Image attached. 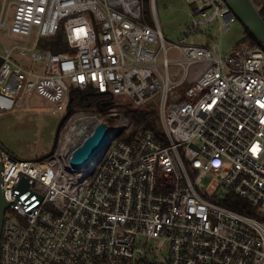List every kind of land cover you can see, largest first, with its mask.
<instances>
[{
    "label": "built area",
    "instance_id": "2783aa9c",
    "mask_svg": "<svg viewBox=\"0 0 264 264\" xmlns=\"http://www.w3.org/2000/svg\"><path fill=\"white\" fill-rule=\"evenodd\" d=\"M182 1L189 21L172 42L155 0H3L0 30L14 42L0 41V115L31 96L66 114L70 91L90 88L129 117L155 116L128 133L117 104L80 109L49 156L0 150V264H264V51L186 44L200 26L217 19L227 32L236 19L222 0ZM57 32L64 52L39 47ZM103 121L106 151L72 168ZM234 199L246 211L222 205Z\"/></svg>",
    "mask_w": 264,
    "mask_h": 264
},
{
    "label": "rangeland",
    "instance_id": "374dc122",
    "mask_svg": "<svg viewBox=\"0 0 264 264\" xmlns=\"http://www.w3.org/2000/svg\"><path fill=\"white\" fill-rule=\"evenodd\" d=\"M2 2L3 0H0V10ZM252 4L257 9H260L261 5H264V0H253ZM155 6L161 32L167 40L177 42L183 37L184 27L189 21L187 6L182 0H155ZM149 16L150 13H148L147 8V17ZM200 29L201 32L187 37L186 44L206 45L215 49V43H219V50L222 53L249 44V41L239 42V40L245 37L246 30L237 20H234L227 32H221V27L217 19L213 20L209 26H200ZM0 41L6 45L14 42V40H9L5 37L1 30ZM175 54L174 51H171L169 53V59H172ZM21 62L23 65H28L22 60ZM177 73L178 70L171 66V76L175 78ZM116 104L118 105L117 112L129 119V114L126 113L127 109L124 105L126 103L118 100V102H114V105ZM149 105L150 103L147 102L142 107L147 109ZM50 109L51 107L43 99L31 96L27 97L20 107L0 115V145L3 150L21 161L37 160L50 154L54 147L57 125L65 115L63 112L51 114ZM73 111L79 112L80 109ZM73 111H70L62 127L68 124L69 116L73 114ZM112 124H115V122H112ZM131 127L127 130L128 133ZM118 140L122 141L120 138ZM215 186L216 179L212 176H206L200 183V187L204 190L210 191Z\"/></svg>",
    "mask_w": 264,
    "mask_h": 264
},
{
    "label": "water",
    "instance_id": "95a60500",
    "mask_svg": "<svg viewBox=\"0 0 264 264\" xmlns=\"http://www.w3.org/2000/svg\"><path fill=\"white\" fill-rule=\"evenodd\" d=\"M234 18L241 23L244 29L251 35L256 41L258 46L264 51V21L259 15L257 9L250 2V0H222ZM71 100L67 107V113L61 118L57 125L55 142L60 128L63 126L66 118L70 114ZM120 132L115 134V137L119 136ZM112 129L108 126L107 122L103 121L97 123L81 144L74 149L71 153L69 164L74 169H81L94 162L95 157L100 154L101 156L106 151L109 142L111 141ZM54 142V144H55ZM0 150H3L0 145ZM48 154L47 156H49ZM45 156V157H47ZM1 166H0V236L3 223V217L5 210L8 208L2 196L1 190Z\"/></svg>",
    "mask_w": 264,
    "mask_h": 264
},
{
    "label": "trees",
    "instance_id": "16d2710c",
    "mask_svg": "<svg viewBox=\"0 0 264 264\" xmlns=\"http://www.w3.org/2000/svg\"><path fill=\"white\" fill-rule=\"evenodd\" d=\"M252 1L253 0H250L251 3ZM257 11L264 21V5H261L260 9H257ZM245 41H249V44L251 45H258L247 31L245 33V37L239 40V42H245ZM38 45L41 49L49 50L52 53H61L64 52L67 48L63 43V35L61 32H57L52 39L40 40ZM70 100H71L70 106L72 111L76 109L103 110L104 108L114 105L110 96L106 94L98 93L90 88L84 91L71 90ZM151 116H155V113L154 112L146 113L142 111L131 112L130 113V119L132 122L131 128L133 130L137 129L139 126L144 124V122ZM148 128L149 127L147 125L144 126V129H148ZM234 203L241 204V201L234 199L233 203L227 202V203H223L222 205L228 209L235 211L245 210V207L244 208L240 207L239 205H235Z\"/></svg>",
    "mask_w": 264,
    "mask_h": 264
},
{
    "label": "bare ground",
    "instance_id": "6f19581e",
    "mask_svg": "<svg viewBox=\"0 0 264 264\" xmlns=\"http://www.w3.org/2000/svg\"><path fill=\"white\" fill-rule=\"evenodd\" d=\"M88 124L90 123V122H87Z\"/></svg>",
    "mask_w": 264,
    "mask_h": 264
}]
</instances>
